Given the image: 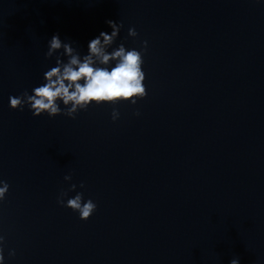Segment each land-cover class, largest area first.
I'll list each match as a JSON object with an SVG mask.
<instances>
[{"label":"clouds","instance_id":"clouds-1","mask_svg":"<svg viewBox=\"0 0 264 264\" xmlns=\"http://www.w3.org/2000/svg\"><path fill=\"white\" fill-rule=\"evenodd\" d=\"M106 23L111 28L110 34L101 31L98 36L91 39L87 54L83 56L72 46L73 42H64L59 34H54L48 41L45 59L55 57V66L44 73V83L33 88L31 94L25 91L20 96H10V108L23 110L28 106L34 117L47 114L50 118L64 115L75 119L79 111L86 110L93 103L115 105L119 102H129L135 105L137 100L145 98L147 91L144 85L146 77L142 70L144 63L142 52L147 49V41L143 42L142 51L126 50L123 43L108 51L115 43L123 23L113 20H107ZM137 35L134 28L128 29V36ZM61 49L62 53L56 55ZM61 56H66L67 61L65 62ZM113 63L114 66H111ZM61 104L64 106L63 109ZM118 118L119 112L114 109L112 119L115 121ZM64 180L71 181L72 176L66 175ZM0 185L2 201L10 186L3 180H0ZM80 187L83 188L84 184L81 183ZM76 188L77 185L73 183L69 190L75 191ZM65 195L67 193L62 192L57 202L78 212L81 220L87 221L96 211L97 205L91 199L83 201V193L78 192L66 203L62 198ZM3 243L4 237L0 236V264H4L5 259ZM14 255V250L9 252V256ZM229 264H239V259L233 258Z\"/></svg>","mask_w":264,"mask_h":264}]
</instances>
